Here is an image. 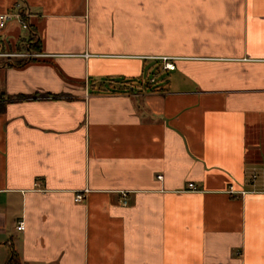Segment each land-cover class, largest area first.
<instances>
[{"label": "crops", "instance_id": "obj_1", "mask_svg": "<svg viewBox=\"0 0 264 264\" xmlns=\"http://www.w3.org/2000/svg\"><path fill=\"white\" fill-rule=\"evenodd\" d=\"M19 10L0 264H264V0H0Z\"/></svg>", "mask_w": 264, "mask_h": 264}, {"label": "built area", "instance_id": "obj_2", "mask_svg": "<svg viewBox=\"0 0 264 264\" xmlns=\"http://www.w3.org/2000/svg\"><path fill=\"white\" fill-rule=\"evenodd\" d=\"M30 16V12L29 10L25 11V12H20V10L14 14H3L0 16V29H3L6 24L12 20H18V22L20 23L22 29L29 31L30 27L29 24L27 23V18ZM17 57H23L25 59H32L35 57H39V55L34 54L33 52L30 51L29 47L26 48V53L24 54H19V55H15ZM0 57H11V55H4V54H0ZM164 61L166 62V64L164 65V70L165 71H174L175 70V64L168 61V59H164ZM155 78H152L150 80V84H154L155 83ZM161 178V177H160ZM255 179V177H254ZM189 190L191 191H197V188L195 187L194 184H189ZM84 199L83 195H77L76 197V201L80 202ZM125 204H127V202L125 201ZM18 231H24L25 230V223L22 221L18 224L17 227Z\"/></svg>", "mask_w": 264, "mask_h": 264}, {"label": "trees", "instance_id": "obj_3", "mask_svg": "<svg viewBox=\"0 0 264 264\" xmlns=\"http://www.w3.org/2000/svg\"><path fill=\"white\" fill-rule=\"evenodd\" d=\"M9 264H19L17 258L15 256H13L9 262Z\"/></svg>", "mask_w": 264, "mask_h": 264}]
</instances>
